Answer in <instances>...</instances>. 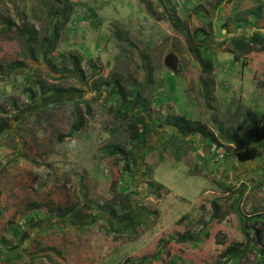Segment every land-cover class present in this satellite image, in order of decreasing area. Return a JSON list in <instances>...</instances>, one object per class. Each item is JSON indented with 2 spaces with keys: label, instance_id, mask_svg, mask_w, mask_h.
I'll return each instance as SVG.
<instances>
[{
  "label": "rangeland",
  "instance_id": "1",
  "mask_svg": "<svg viewBox=\"0 0 264 264\" xmlns=\"http://www.w3.org/2000/svg\"><path fill=\"white\" fill-rule=\"evenodd\" d=\"M49 1L69 20L45 51ZM39 80L80 91L41 95ZM116 80L142 84L152 121ZM179 113L214 134L264 120V0H0V264H264V146L157 121ZM130 124L145 127L136 146ZM125 195L130 219L94 211Z\"/></svg>",
  "mask_w": 264,
  "mask_h": 264
},
{
  "label": "trees",
  "instance_id": "2",
  "mask_svg": "<svg viewBox=\"0 0 264 264\" xmlns=\"http://www.w3.org/2000/svg\"><path fill=\"white\" fill-rule=\"evenodd\" d=\"M49 7L48 10L50 12V15H52L51 25H50V36L45 37L40 42V46L45 51L51 50V48L54 47L55 43L58 41L60 37V30L62 29V26L68 22L69 20V11L68 14H66L65 18L63 20L57 19V17L54 15V8H55V2L49 1ZM219 4V2H218ZM57 6V4H56ZM253 17L260 18V12L259 10L254 11ZM24 33L26 35V40L29 43L30 49L32 53L37 54L36 47L38 42V30L36 27L32 24H28L26 28H24ZM263 39V38H262ZM132 45V44H130ZM237 45L242 46L243 42L240 44L237 43ZM69 60L73 65L72 70L76 71L77 73L83 75V71L80 65V57L77 54L71 53L69 55ZM197 59L201 62L202 66H207L206 64H203V60L200 56L197 57ZM93 67H95L92 64ZM54 67V65H53ZM117 85L120 87V93H121V101L127 99V95L130 96L136 103V108L138 111L142 112L149 120H151V107H150V99L146 96H144L141 91L143 89V86L141 83H137L135 81H131V90H126L121 83L116 80ZM37 87L38 91L41 95L46 94H58V95H64V94H70V93H77L80 90H77L74 87H66L61 84H53V85H43L42 81H37ZM31 98L34 97V95H29ZM129 104L125 103L122 105V109L118 110V114H120L123 118L127 117H135L134 122L140 121L139 117L137 115L133 116V113H129ZM75 114H76V122L73 125L74 130H78L82 126L81 118L78 116V107L75 106ZM137 114V113H136ZM152 121V120H151ZM157 121L164 123L165 125H168L170 127L175 128L179 134L182 135V137H185L186 135L190 134H199L205 139H209L211 143H220L218 142V137H223L227 139V141L230 144L235 145V148L238 150L242 149H248L255 146H264V120L260 123H256L254 127H245L239 132L234 130L233 127H227L226 129L219 128L218 133L214 134L212 131H210L207 127V125L199 120H190L186 118L185 116L179 114H166L161 119L157 118ZM132 127H134V132L132 133L130 137V143L133 146H136L137 142L141 139L145 132V127L142 125V130H137L133 124H130ZM73 130L69 131V134H72ZM71 136V135H70ZM114 149L113 152L120 153L124 158H127L131 156V149H124L121 146H112ZM126 159V169H129V161ZM148 189L149 193L156 199L161 198L162 196V189L163 185L159 182H152L150 181L148 183ZM120 204H106L104 206H101L100 208L105 211L107 215H109L112 219L115 221H125L130 219V198L128 195H125L121 197L119 200ZM59 214L65 215L66 213H71L73 211V206H66L64 208L57 207L56 208ZM255 215L252 216H261L264 213L256 212ZM238 216V215H236ZM239 247H231L220 256V258H225L228 253L237 251ZM231 254V253H230ZM220 262V261H219Z\"/></svg>",
  "mask_w": 264,
  "mask_h": 264
},
{
  "label": "clouds",
  "instance_id": "3",
  "mask_svg": "<svg viewBox=\"0 0 264 264\" xmlns=\"http://www.w3.org/2000/svg\"><path fill=\"white\" fill-rule=\"evenodd\" d=\"M77 145V141L73 139L71 143L69 144V148H74Z\"/></svg>",
  "mask_w": 264,
  "mask_h": 264
},
{
  "label": "flooded vegetation",
  "instance_id": "4",
  "mask_svg": "<svg viewBox=\"0 0 264 264\" xmlns=\"http://www.w3.org/2000/svg\"><path fill=\"white\" fill-rule=\"evenodd\" d=\"M91 211V210H89ZM94 211H97V212H102V214H106L104 210L100 209V211H98L97 209H95ZM99 215V214H98ZM101 215V214H100Z\"/></svg>",
  "mask_w": 264,
  "mask_h": 264
}]
</instances>
